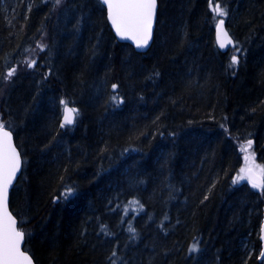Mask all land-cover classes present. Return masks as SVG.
Segmentation results:
<instances>
[{"label": "trees", "instance_id": "1", "mask_svg": "<svg viewBox=\"0 0 264 264\" xmlns=\"http://www.w3.org/2000/svg\"><path fill=\"white\" fill-rule=\"evenodd\" d=\"M158 2L139 52L99 0H0V121L24 163L10 207L36 264H264V195L233 184L249 140L264 166V0H219L239 52L218 49L209 0Z\"/></svg>", "mask_w": 264, "mask_h": 264}, {"label": "snow or ice", "instance_id": "2", "mask_svg": "<svg viewBox=\"0 0 264 264\" xmlns=\"http://www.w3.org/2000/svg\"><path fill=\"white\" fill-rule=\"evenodd\" d=\"M58 5L61 0H55ZM107 7L108 18L111 21L117 35L122 39H132L137 48L146 47L152 36V28L155 19L157 0H102ZM209 7L216 19V39L220 48L232 46L236 52L235 42L225 28L224 17L228 15L225 7H222L219 0L213 5L209 0ZM43 47V46H41ZM28 67H34L35 60L26 61ZM239 63L237 55L231 57V66ZM15 69H11L6 79H10L15 74ZM113 89L117 85H112ZM115 103H122V98L113 96L111 98ZM64 105L63 123L71 125L79 113V109L69 107V102L62 100ZM252 141L249 140L246 145L242 146V151L246 153V166L240 169L239 174L233 180V184L246 180L253 189H257L264 195V166L256 165L254 154H251ZM21 166L20 154L17 152L12 143V133L7 131L3 121H0V264H33L32 259L27 253L21 251V243L24 239V233L16 227L15 217L8 211V190L15 178L16 173ZM72 189L68 188L62 193L63 199H67L72 194ZM133 206L143 207L138 201L130 202ZM135 234V229H130ZM198 245L194 244L189 251H198ZM116 253H113L115 256ZM259 257L264 259V251L259 253Z\"/></svg>", "mask_w": 264, "mask_h": 264}, {"label": "water", "instance_id": "3", "mask_svg": "<svg viewBox=\"0 0 264 264\" xmlns=\"http://www.w3.org/2000/svg\"><path fill=\"white\" fill-rule=\"evenodd\" d=\"M100 1L102 2V0H100ZM102 4H103V3H102ZM103 5H104V4H103ZM104 6H105V5H104ZM158 6H159V2H158V0H157L155 19H154L153 28H152V36H151V39H150L148 45H147L146 47H143V48H137L135 42H134L132 39H122V38H120V37L117 35V33H116L114 27H113L112 24H111V21H110L109 18H108L107 7L105 6V8H106V15H107V19H108L109 25H110V27L112 28L113 33L115 34V36H116V38L118 39V41L131 44V45L135 48V50H137V51H139V52H146V51H148L149 48L151 47L153 41H154L155 27H156V21H157V13H158ZM224 21H225V19H224ZM224 26H225L226 30L229 32V34L231 35L232 40L235 42V46H236V41H235L234 37L232 36V34H231L230 31H229L226 21H225V25H224ZM215 40H216V43H217V39H216V28H215ZM217 46H218V48H219L222 52H227L229 49L233 48L232 46H228V47H226V48H220L219 45H218V43H217ZM69 107H72V106L69 105ZM75 108H76V107H75ZM63 111H64V110H63ZM61 121H62V123H63V114H62V119H61ZM75 121H76V118H75ZM74 124H75V122H74L73 124H71V125H66V126H73ZM5 128H6L7 131H10V132L12 133V143H13V145L15 146L17 152L20 154V159H21V166H20V169H19V171L16 173L15 178L13 179L12 184H11V186L9 187V190H8V201H7L8 211L11 213V215H12L13 217H15V219H16V221H17V224H16L17 229H18L19 231H22V232L24 233V239H23V241H22V243H21V251L27 253V255L31 257L33 264H36V262L34 261L33 257L31 256V254H30L27 250H25V243H26V235H25V232L19 228V222H18V219H17V217L14 215V213L12 212L11 207H10L11 192H12V189H13V187L15 186V184H16L18 178L20 177V175H21V173H22L23 159H22L21 152H20V150H19V148H18V146H17V144H16V142H15V137H14V134H13L12 130L9 129V128H7V127H5ZM260 239H261V244H262L261 251H264V215H263V221H262L261 228H260ZM260 259H262V258H260Z\"/></svg>", "mask_w": 264, "mask_h": 264}, {"label": "bare ground", "instance_id": "4", "mask_svg": "<svg viewBox=\"0 0 264 264\" xmlns=\"http://www.w3.org/2000/svg\"><path fill=\"white\" fill-rule=\"evenodd\" d=\"M100 1V0H99ZM101 2V1H100ZM101 4H102V2H101ZM103 5V4H102ZM214 5V4H213ZM104 6V5H103ZM104 8H105V6H104ZM105 14H106V8H105ZM106 19H107V15H106ZM224 19H225V21H226V23H227V17H224ZM107 21H108V19H107ZM108 24H109V22H108ZM110 26V25H109ZM82 29V32H83V28H81ZM216 45H217V43H216ZM218 47V46H217ZM219 49V48H218ZM220 50V49H219ZM221 51V50H220Z\"/></svg>", "mask_w": 264, "mask_h": 264}, {"label": "rangeland", "instance_id": "5", "mask_svg": "<svg viewBox=\"0 0 264 264\" xmlns=\"http://www.w3.org/2000/svg\"><path fill=\"white\" fill-rule=\"evenodd\" d=\"M62 1H64V0H62ZM219 19V18H218ZM25 65H26V63H25ZM254 162H255V164L257 165V163H256V161L254 160ZM246 166V161H245V163H244V165H243V167H245Z\"/></svg>", "mask_w": 264, "mask_h": 264}]
</instances>
